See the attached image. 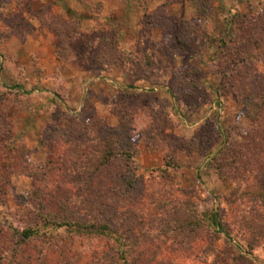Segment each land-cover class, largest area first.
I'll return each instance as SVG.
<instances>
[{"label":"rangeland","instance_id":"rangeland-1","mask_svg":"<svg viewBox=\"0 0 264 264\" xmlns=\"http://www.w3.org/2000/svg\"><path fill=\"white\" fill-rule=\"evenodd\" d=\"M127 1L136 7L102 22L100 0H0V67L14 66L18 49L28 48L16 71L24 82L0 88V264H124L110 250L118 246L97 234L42 226V236L22 242L15 231L48 215L105 217L137 239L138 188L169 192L167 182L177 202L192 199L205 216L198 238L185 242L195 251L173 254L174 264H264V239L250 248L247 232L252 210L263 208L248 194L264 183V0H166L158 8ZM52 27L76 32L60 55ZM105 38L131 55L99 59ZM52 51L58 66L44 69ZM70 103L81 106L77 115L63 111ZM122 111L137 151L131 161L114 160L94 180L74 172L77 157L64 172L45 168L50 128L81 138L94 116L122 127ZM166 155L180 164V177L154 179ZM140 214L161 212L151 203ZM150 226L143 231L157 233Z\"/></svg>","mask_w":264,"mask_h":264},{"label":"trees","instance_id":"trees-1","mask_svg":"<svg viewBox=\"0 0 264 264\" xmlns=\"http://www.w3.org/2000/svg\"><path fill=\"white\" fill-rule=\"evenodd\" d=\"M198 8H201L200 5ZM242 16L237 13L236 21L243 18ZM185 24L192 25L193 23L185 22ZM51 30H54L53 32L60 40L58 54L63 50L66 52V48L69 47L68 40L74 39L73 36H75L76 33H72L74 29L70 28L69 32L62 34L60 29L55 30L52 27ZM102 42L105 46L102 45L100 47L99 53H97L98 58H108L111 62H114L116 58H124L125 56L131 55V53H127V51H121L117 42L113 39L105 38ZM223 44L224 46L227 45V43ZM170 50L171 49L168 48L166 49L168 54H173ZM120 113L122 127H111L107 122L94 116L89 121L81 138L79 136H74L73 133H65L56 127L48 128L53 133L51 143H54V147L52 148V153L48 157L45 168L49 169V172L53 174L59 173L60 171L64 172V170L68 168L67 166H70L77 157L80 164L74 166V172L78 170V173L81 174V171L85 170L92 174V179L90 180H94V177L101 175L114 160L124 158L128 162L131 161L134 156L137 155V151L127 138V133H129L130 130V125L127 122V113L125 111ZM43 143L46 144L47 141H43ZM153 146L154 145L149 144V152L157 150ZM19 148L20 146L14 145L11 150L15 153ZM170 149V146L167 147V149H165L166 153L169 152ZM180 169V164L175 163L172 157L166 155L163 167L156 169L153 178L174 180L180 177ZM58 184L61 185L65 183L60 182ZM155 184L157 183L154 181L150 186L153 187ZM134 185L135 184H132L133 187ZM162 187H170L171 190L169 192L160 193L158 189L152 190L150 188L148 191L145 185H142L140 189L138 188L137 207H135V209L138 213L136 220H138L140 224L135 225V233L138 234L137 239H132V237L128 238L129 233L130 235L132 233L130 228L126 230V228L120 227V225L117 226L114 222L110 221L111 219L109 218L106 220L104 217V220L101 219V221L97 218L76 221L74 219H69L68 216H64L59 220L56 214L53 216H45L47 223H43L41 226L39 225L40 222L37 223V221H35L34 225H30L21 231L15 232L20 236L22 242H26L42 236V226L43 228L50 226L56 230L64 227L72 229L77 228L76 232H86L92 235L97 234L109 243L116 244L118 246L117 248L115 246L110 247V250L116 251L118 256V259L115 260L116 262L121 260L124 264H174L170 260L173 254L180 256L184 254V252L195 251L192 246H187L188 244L185 242L188 240V242L191 243L198 238L201 230L204 229L205 216L199 214L192 199L189 198L190 200L181 203L177 202L178 199L174 196L172 191V188H175L172 182H170V184L168 182L164 183ZM177 192L182 193L180 189L177 190ZM248 195L252 198L254 203H261V207H263L260 211L255 209L252 210L254 215H252V221L247 228V232L253 236L252 238H255L249 242L248 246L254 248L259 243V241H257L258 239L261 241L264 239V183L259 187H253ZM166 196H168V198L164 200ZM151 203L158 205L161 212L160 216L152 214L148 216L145 214L146 219L145 217H140L142 215L140 214V210H142L146 204ZM129 214H132V210L129 211ZM136 220H134V223ZM145 224H149V226L152 224L153 226H150L151 230L157 233L153 235L149 233V231L144 232L142 226ZM155 225L156 228H154ZM172 225L174 226L172 227ZM212 226L215 228L221 226L215 216ZM183 237L185 238L184 240L176 241ZM163 238H171V243H164V241H162L164 240Z\"/></svg>","mask_w":264,"mask_h":264},{"label":"crops","instance_id":"crops-1","mask_svg":"<svg viewBox=\"0 0 264 264\" xmlns=\"http://www.w3.org/2000/svg\"><path fill=\"white\" fill-rule=\"evenodd\" d=\"M100 2L102 3V5L104 7V12L102 13V16H100V18H99V20L102 21V22H108V17H109V14H111V13L118 12V11L121 12L123 8H124V10H126V9L133 10V8L136 7V6H134L133 3H130L127 0H100ZM164 2H166V0H150L149 4H150V7L158 8V7L162 6L164 4ZM178 5L179 4H175V6H178ZM181 5L182 4H180L179 7H181ZM115 9H116V11H114ZM124 17L129 19V16H125L124 15ZM122 20L123 19L121 17L119 19L118 23H122ZM47 39L49 40V38H46V41H47ZM37 40H39L38 41L39 43L42 42L41 38H38ZM0 46H1V40H0ZM24 46H27V44L22 45L18 49V53H17V55L15 57L16 58V62H14V64H15L14 66H4L3 65V69H2V67H0V88L9 87L12 83L15 84V82L18 81V80H20L21 82H24V80L22 79L21 76L17 77V75H16V73H17L16 71H18V67L21 66V64H23V60H24L25 56L28 54L27 53L28 48L25 49ZM125 49H129L128 46L125 47L124 50ZM41 52H43V50ZM0 59H4L2 57V55H0ZM41 63H43V66L42 65H40V66H42L44 69H46V68L53 69V68H55L54 66H58V63L53 62V51H52V53H50L49 59H43L41 61ZM15 75H16L17 78L15 77ZM36 82H38V79H37ZM55 103L57 105L55 104L56 106L54 108H58V106H60V105L57 103V100L55 101ZM64 107H65V109H64ZM75 108H76L75 107V103H72L69 106H63V111H65V112L70 111L71 113L77 115L81 111V106L78 107V110H76ZM74 110H76V111H74ZM60 111H62V110L60 109Z\"/></svg>","mask_w":264,"mask_h":264}]
</instances>
